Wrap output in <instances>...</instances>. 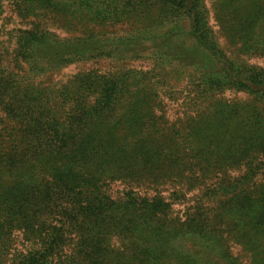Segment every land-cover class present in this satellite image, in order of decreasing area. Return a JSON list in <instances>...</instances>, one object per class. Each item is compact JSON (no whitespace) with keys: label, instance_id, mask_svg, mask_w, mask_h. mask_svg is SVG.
<instances>
[{"label":"trees","instance_id":"trees-1","mask_svg":"<svg viewBox=\"0 0 264 264\" xmlns=\"http://www.w3.org/2000/svg\"><path fill=\"white\" fill-rule=\"evenodd\" d=\"M253 58L264 0H0V264H264Z\"/></svg>","mask_w":264,"mask_h":264},{"label":"rangeland","instance_id":"rangeland-1","mask_svg":"<svg viewBox=\"0 0 264 264\" xmlns=\"http://www.w3.org/2000/svg\"><path fill=\"white\" fill-rule=\"evenodd\" d=\"M249 63L264 67V59L253 58L249 61ZM73 69H74V67H70L69 70H67V71H71ZM168 105H169L170 109L175 111L176 105H174V104H168Z\"/></svg>","mask_w":264,"mask_h":264}]
</instances>
